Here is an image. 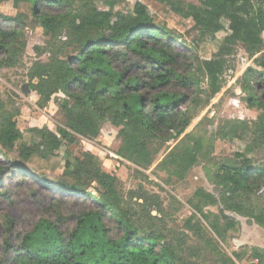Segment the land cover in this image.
<instances>
[{"label": "trees", "instance_id": "obj_1", "mask_svg": "<svg viewBox=\"0 0 264 264\" xmlns=\"http://www.w3.org/2000/svg\"><path fill=\"white\" fill-rule=\"evenodd\" d=\"M15 1L32 4L33 16L46 35L56 37L66 31L69 43L77 51L75 56L63 59L51 49L49 52L53 54L48 62L37 61L31 67V78L37 80L32 86L41 107L59 92L72 103L66 101L61 105L67 127H59L57 133L38 129L42 142L24 147L21 152L24 159L34 154L49 158L64 142L75 143L76 134L97 137L102 122L109 118L112 125L120 128L119 154L147 167L152 162L151 139L169 141L190 125L187 105L195 98L183 90H201L193 68L201 65L211 93L216 94L222 87L225 56L233 53L235 42H243L251 56L264 46V8L255 7L252 0H204V7L186 5L184 15L196 22L202 36L219 32L223 16L230 20L231 34L209 59H200L191 50V55L178 50V39L165 26L157 24L148 6L140 1L136 2L133 13L118 15L99 9L91 0L75 10L68 8L76 0ZM173 8L179 11L183 7ZM0 18L9 24L14 21L2 14ZM19 44L24 45L20 31L0 23V56L12 53ZM180 57L190 62L184 66ZM244 82L248 104L264 107V71L249 68ZM257 87L263 88L262 95L257 93ZM196 98L199 99L197 95ZM20 138L14 120L5 118L0 122L3 148L13 149ZM239 156L238 161L221 164L217 174L225 193L229 194L225 202L242 210L240 198L264 186V168L254 167L251 159ZM66 169L80 182H53L42 173L28 172L25 163L7 158L0 161V183L11 172L24 177L27 175L22 173L27 172L48 184L49 189L87 196L86 200L94 206L75 215L72 229L63 228L68 218L56 211V220L39 219L32 231L18 240L7 236L0 264H178L175 252L160 243V235L137 227L135 211L123 204L117 191L118 178L104 171L93 153L84 152L73 161L68 159ZM84 178L101 186L100 197L87 192L81 184ZM196 196L199 203L194 206L200 212H203L201 202L216 203V197L204 189H198ZM228 263L234 264L229 258L222 264Z\"/></svg>", "mask_w": 264, "mask_h": 264}, {"label": "rangeland", "instance_id": "obj_2", "mask_svg": "<svg viewBox=\"0 0 264 264\" xmlns=\"http://www.w3.org/2000/svg\"><path fill=\"white\" fill-rule=\"evenodd\" d=\"M86 1L76 0L68 9H78ZM91 1L99 9L111 10L116 15L133 13L138 1L146 4L156 23L165 26L178 39V50L190 55L191 50L200 59L213 58L222 41L231 34L230 20L225 16L221 18L219 32L202 36L196 22L184 15L186 5L204 7V0ZM172 4L183 8L178 11ZM252 4L264 8L262 0H252ZM0 14L14 19L9 24L0 18V23L16 27L24 44L0 56V122L11 118L21 132L13 149L0 145V161L7 158L25 163L28 172L42 173L53 182L78 183L80 181L68 173L66 162L91 152L104 171L118 178L117 191L123 204L135 211L137 227L160 235V243L175 252L178 264H222L227 258L234 264H264V186L241 197L242 210H237L234 204L225 202L229 194L225 193L217 174L221 164L238 161L239 155L251 159L254 167L264 168V107L248 104L244 82L249 68L264 71L261 65L264 64V46L251 56L245 44L236 41L233 53L225 56L222 87L216 94L211 93L209 79L201 65L193 68L201 90H183L195 98L187 105L190 125L169 141L151 139L152 162L147 167L119 154L120 128L112 125L109 118L102 122L97 137L76 134L75 143L64 142L49 158L34 154L24 159L21 154L24 147L42 142L38 129L57 133L59 127H67L61 105L66 101L72 103L59 92L41 107L39 95L32 86L37 80L31 78V67L37 61L48 62L52 52L65 59L75 56L77 51L69 43L66 31L56 37L44 33L33 16L30 2L0 0ZM179 61H184V66L190 62L183 57ZM262 89L257 87V93L262 95ZM262 97L264 102V95ZM190 150L195 151L190 153ZM12 174H7L0 183V257L7 236L18 240L31 232L39 219L56 220V211L68 218L63 228L72 229L75 215L94 207L86 200L87 196L49 189L48 184L27 172L22 173L27 175L25 177ZM81 184L93 196L100 197L103 193L93 180L84 178ZM198 189L216 197L215 204L201 202L203 212L194 206L199 203ZM59 195H63V199Z\"/></svg>", "mask_w": 264, "mask_h": 264}]
</instances>
